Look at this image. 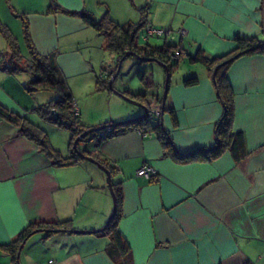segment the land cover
Wrapping results in <instances>:
<instances>
[{
  "label": "crops",
  "instance_id": "crops-1",
  "mask_svg": "<svg viewBox=\"0 0 264 264\" xmlns=\"http://www.w3.org/2000/svg\"><path fill=\"white\" fill-rule=\"evenodd\" d=\"M54 1L68 10H89L96 17L108 11L120 23L137 22L139 7L148 4L137 42H162V34L146 33L147 26L171 30L164 41L180 46L184 51L180 59L198 47L209 56L226 53L234 48L237 35L264 38V0ZM50 4L51 0H0V23L22 52L12 28L25 16L37 50L55 51L62 72L75 76L77 70L57 57V49L76 34L92 36L96 30L78 14L48 10ZM0 52V103L24 114L35 102L27 95L23 77L2 66L11 50L1 31ZM185 62L180 73L171 75L164 103L174 108L177 123L168 110L161 114L172 142L183 151L216 144V123L223 109L206 67L188 58ZM150 69L153 77H161V70ZM189 74L198 76L196 84H183ZM228 78L233 91L231 128L242 131L246 147L240 159L226 145L216 157L182 162L164 153L154 131L137 129L88 144L90 153L115 167L113 179L121 186L118 228L130 245L134 264H218L235 252L264 264V53L235 59ZM157 86L158 81L147 98L160 109ZM125 89L145 93L143 85ZM121 108L124 114L111 115L109 120L144 111L141 106H125L130 112ZM77 110L82 120L83 108ZM144 162L154 167L153 179L136 173ZM106 180L105 171L85 158L68 165L53 163L17 125L0 116V264H115L106 251L110 237L94 232L105 225L114 204ZM64 219H71L73 229L90 232L63 230L45 236L43 230H36L22 243L18 258L3 247L29 223Z\"/></svg>",
  "mask_w": 264,
  "mask_h": 264
},
{
  "label": "trees",
  "instance_id": "trees-1",
  "mask_svg": "<svg viewBox=\"0 0 264 264\" xmlns=\"http://www.w3.org/2000/svg\"><path fill=\"white\" fill-rule=\"evenodd\" d=\"M53 9L61 10L69 14L80 15L86 25L92 27L98 34L105 38V48L117 56L116 63L129 55L134 56L137 59V63L140 64L147 60H155L159 63H165V66H163L166 72L165 83L169 86L172 72L178 67L179 60L181 56H183L184 51L178 44H172L167 41L162 45L150 44L147 41L143 44L137 42L138 32L144 25L149 10L148 4L139 7L141 18L137 22L125 23H120L113 19L108 11H105L101 16L96 17L89 10H68L57 5L54 0H51L48 10ZM21 18L30 56L24 57L9 29L0 23V31L5 36L11 50L9 60L7 62L3 61L2 66L10 73H17L19 71L28 72L30 78L23 84L27 91L41 89L50 90L55 93V96L51 97L48 101L31 108L49 122L69 130L71 137L68 154L63 155L58 149L52 146L45 130L27 117L26 113L28 111L21 114L0 103V116L17 125L20 133L33 140L40 147V150H42L53 161V163L58 165L73 164L84 158L73 148L74 139L79 135H83L77 143L78 148L84 154L93 156L96 160L108 167L111 172L112 189L115 197L116 207L112 217L102 228L95 229L94 232L108 235L110 237V243L108 244L106 251L114 260L115 264H134L130 245L118 228L121 186L119 181L113 179L115 167L90 153L87 150L88 144L92 142L96 144L112 135L130 129H137L140 130V132L150 134L154 131L164 148V153L182 162L216 157L222 152L226 145L229 147V150L235 159L242 158L246 154L244 135L242 131H233L231 128V120L233 116V91L228 78V68L235 59L242 55L257 52L264 53V38H260L259 36L245 37L237 35L234 37V48L226 53L209 56L205 54L201 47H198L194 53H189L187 55V58L191 62H200L206 67L208 75L214 85L217 98L221 102L223 109L221 117L216 123V144L212 146L194 147L183 151L179 150L174 145L169 131L163 126L161 121V108L159 114H153L152 111H150L151 108L149 105L150 102L147 98V92H149L151 88L156 87V81L154 80L151 69H139L137 72V76L144 86L145 93H134L127 89L122 91L123 94L139 100L148 106L149 110L147 114H141L135 118L121 121L106 120L97 125H84L79 118V113L74 109V97L64 73L56 62L55 51L46 54L40 53L31 40L25 16L21 15ZM176 51L179 53L177 56H174ZM116 69L107 75L105 72L96 75L95 87L97 90L112 89L109 85V79L115 73ZM198 80L199 78L197 75L189 74L183 77L182 82L184 85H193L196 84ZM166 110L170 112L173 123L176 124L177 119L174 108L165 107L164 105L163 113ZM83 142L84 144H82ZM154 175L155 174L149 179H153ZM36 230H43L45 236H49L55 231L73 230V226L71 219L58 220L55 222L29 223L22 229L16 239L4 244L3 247L10 252L13 258H18L22 243ZM218 264L254 263L246 254L235 252L220 260Z\"/></svg>",
  "mask_w": 264,
  "mask_h": 264
},
{
  "label": "rangeland",
  "instance_id": "rangeland-1",
  "mask_svg": "<svg viewBox=\"0 0 264 264\" xmlns=\"http://www.w3.org/2000/svg\"><path fill=\"white\" fill-rule=\"evenodd\" d=\"M13 27V34L17 37L21 45V53H23L24 56L29 57V47L27 42L23 40L25 37L23 35L24 31L22 32V22L17 19ZM81 33L82 35L76 34V38H71L65 45L62 46L61 49H57V57H59L65 65H69V67H73L77 70L75 72V76L67 75L65 73L64 74L66 76L70 90L74 95L76 107L83 108L81 112V121H83L86 125H93L105 120H109L111 115L117 116L122 113L124 114V111L121 107L124 108L125 112H130L131 110H129V108L125 109V106L140 109V106H137L134 102L129 101L120 95V92L122 93L123 90H126L125 88L138 87L139 85H142L140 79L137 76L139 69L144 70L153 68V70H161V77L156 79L157 77L154 75V78L156 81H158V86L156 88L157 93L160 94V96L163 95L166 82V72L164 67L160 66L158 64L159 62H155V60H147L141 64L137 63V59L132 55H129L122 60L119 73L113 80V88L111 90H97L95 87V76L99 75L102 69H104L103 71H109L112 67L114 68L117 66L115 54L105 48V38L99 35L96 31L93 32L92 36L86 34V32ZM169 33L164 32L161 35L162 38L160 39L162 42L159 43V45H162L165 42L164 40L166 37H168L167 34L169 35ZM167 41L172 44L174 42L169 39H167ZM186 59V57H182V59L179 60L178 67L172 72V77H175L181 72L184 63H188L185 62ZM17 75L23 77V83L28 81V79H24V77L28 76L27 78H30V75L26 72H18ZM154 89L155 88H151L149 92H153ZM27 93L30 99L33 98L35 106L44 103L51 97L55 96L53 91L41 89L27 91ZM109 94H111V96ZM31 107H33V105L28 107L29 111L26 113L27 117L45 130L54 148L58 149L61 153H67L69 150V141L71 137L69 130L49 122L38 112L33 111ZM143 113L144 111L142 113H138L137 115L116 121L135 118ZM82 144H84V142ZM110 194L112 195L111 191Z\"/></svg>",
  "mask_w": 264,
  "mask_h": 264
},
{
  "label": "water",
  "instance_id": "water-1",
  "mask_svg": "<svg viewBox=\"0 0 264 264\" xmlns=\"http://www.w3.org/2000/svg\"><path fill=\"white\" fill-rule=\"evenodd\" d=\"M121 63H122V60H120V61L116 64V65H117V66H116L117 69H116L115 73H114V74L110 77V79H109V85H110L111 88H113V80H114V78L117 76V74L119 73V70H120V67H121ZM160 64H161L162 66H165V63H161V62H160ZM167 90H168V86H167L166 83H165V90H164V93H163V95H162V99H161V102H160L161 114H163V109H164V103H165V99H166V93H167ZM120 95H122L123 97H125V98L128 99L129 101H132V102L136 103L137 105L143 107V108H144V113H143V114H147V113H148V110H149L148 106H146L145 104H143V103L140 102L139 100H136V99H134V98H132V97H130V96H128V95H125V94L121 93V92H120ZM82 137H83V135H79V136H77V137L74 139V141H73V148H74V150H75L79 155L83 156L85 159H88V160H90V161L95 162L100 168H102V169L105 171V173H106V175H107L108 187H109V189H110V191H111V193H112L113 200H114L113 209H112V212L110 213V215H109V217H108V219H107V221H106V223H107V222L110 220V218L112 217L113 212H114L115 207H116V206H115V197H114V193H113V189H112V182H111V181H112V180H111L112 177H111V172H110V170L108 169V167H106V166L103 165L101 162H99L98 160H96L93 156H90V155L84 154V153L78 148L77 143H78V141H79ZM106 223H105V224H106ZM73 231L76 232V233L90 232V231L81 230V229H73Z\"/></svg>",
  "mask_w": 264,
  "mask_h": 264
},
{
  "label": "built area",
  "instance_id": "built-area-1",
  "mask_svg": "<svg viewBox=\"0 0 264 264\" xmlns=\"http://www.w3.org/2000/svg\"><path fill=\"white\" fill-rule=\"evenodd\" d=\"M164 32L168 33V30L167 29L154 28V27H151V26H147V28H146V33H148V34H150V33L163 34ZM181 32L183 33L184 29H180V33ZM178 53L179 52L176 51L174 56H177ZM75 104L76 103L74 101V109H75L76 112H78L77 107H76ZM149 105H150L151 111H155L156 112V111L159 110V108L153 107L152 103H149ZM136 173L138 175L144 176V177L149 179L155 173V169H154V167L151 164H149L147 162H144L136 169Z\"/></svg>",
  "mask_w": 264,
  "mask_h": 264
},
{
  "label": "flooded vegetation",
  "instance_id": "flooded-vegetation-1",
  "mask_svg": "<svg viewBox=\"0 0 264 264\" xmlns=\"http://www.w3.org/2000/svg\"><path fill=\"white\" fill-rule=\"evenodd\" d=\"M159 110H160V109H159ZM159 110L156 111V112H155V111H152V113H153V114H154V113H155V114H159ZM150 111H151V110H150Z\"/></svg>",
  "mask_w": 264,
  "mask_h": 264
}]
</instances>
